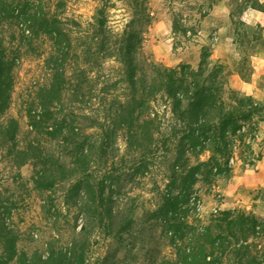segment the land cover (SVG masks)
<instances>
[{"label":"trees","instance_id":"trees-1","mask_svg":"<svg viewBox=\"0 0 264 264\" xmlns=\"http://www.w3.org/2000/svg\"><path fill=\"white\" fill-rule=\"evenodd\" d=\"M97 1L100 7L83 25L66 16L65 0H0V175L6 174L0 179V264H87L95 232L119 241L136 223L138 198L122 189L123 176L133 184L156 169L167 183L155 185L162 205L154 215L173 252L158 264H263L256 240L264 222L254 214L222 211L194 224L185 212L197 183L231 173L228 135L262 107L234 90L225 100L221 73L209 69L207 59L197 70L144 65L138 50L140 28L150 19L146 5L133 4L134 17L145 24L134 18L114 33L112 0ZM180 27L174 18L172 31ZM27 57L43 59L44 77L27 91L24 130L10 110ZM110 60L118 67L108 73ZM204 152L211 154L207 161L200 160ZM27 166L26 180L21 170ZM32 195L44 213L59 201L82 216L70 244L57 245L56 235L43 254L19 249L12 220L18 200ZM29 234L32 242L40 238L39 231Z\"/></svg>","mask_w":264,"mask_h":264},{"label":"rangeland","instance_id":"rangeland-1","mask_svg":"<svg viewBox=\"0 0 264 264\" xmlns=\"http://www.w3.org/2000/svg\"><path fill=\"white\" fill-rule=\"evenodd\" d=\"M65 1L66 16L83 25L91 22L101 5L97 0ZM135 1L145 4L150 16L148 24L140 28V62L167 67L187 65L197 70L203 59H207L209 69H218L221 73L218 80L224 82L225 100L230 90H234L237 96L251 97L262 107L251 122L235 135H228V145L232 149L228 159L231 173L215 182H200L194 187L190 195L192 206L185 211L188 221L195 224L196 219H205L211 213L237 210L252 213L264 222V19L261 18V23L257 19L245 20V12L250 7L264 12V0H229L220 10L222 16H229V26L224 17L211 18L219 0H112L108 14L114 33H122L134 18L144 24L147 22L134 17ZM174 18L181 26L175 33L172 31ZM222 40L227 48L219 54L217 46ZM106 67V72H113L112 68L118 67V63L110 60ZM19 71L10 114L20 119L25 130L26 120L21 108L27 100V91L44 77L43 59L27 57ZM120 145L123 147L122 142ZM210 156L209 152H204L200 160L207 161ZM195 163L196 159L191 157L190 165ZM156 170L133 184L129 175L123 176L122 189H133L130 196L138 198L136 223L119 241L95 232L89 242L87 264H158L162 258L173 257L164 228L154 215L162 205L155 185L164 189L167 183ZM21 172L24 179L31 177L30 166ZM4 176L0 175V179ZM37 199L35 195L20 198L12 220L19 233V249L30 255L45 253L44 244L56 235L60 239L57 245L70 244L73 232L78 233L84 224L76 210L68 212L59 201L56 209L54 204L51 212H42ZM180 205L184 209L187 207L182 202ZM34 230L39 231L40 238L32 242L29 233ZM256 245L260 255L264 254V234L256 240Z\"/></svg>","mask_w":264,"mask_h":264},{"label":"crops","instance_id":"crops-1","mask_svg":"<svg viewBox=\"0 0 264 264\" xmlns=\"http://www.w3.org/2000/svg\"><path fill=\"white\" fill-rule=\"evenodd\" d=\"M229 0H219L218 2V5L214 6V9L212 11V15H211V18L214 19V20H217V19H221V17H224L225 18V21H226V24L229 26L230 25V22H229V16H226V15H221L222 12H220V10L222 8H224L226 6V3H228ZM261 18L264 19V12H261V11H258L256 10L254 7H250L248 10H246L245 12V20L247 22H250L254 19H257V22L261 23ZM228 19V20H227ZM244 20V21H245ZM226 31V29H224ZM218 48V53L220 54V52H223L225 50L226 47V42H224V40H222L221 43L218 44L217 46Z\"/></svg>","mask_w":264,"mask_h":264}]
</instances>
